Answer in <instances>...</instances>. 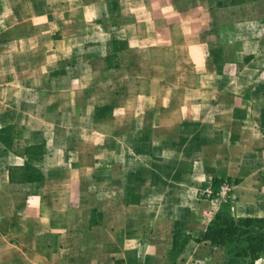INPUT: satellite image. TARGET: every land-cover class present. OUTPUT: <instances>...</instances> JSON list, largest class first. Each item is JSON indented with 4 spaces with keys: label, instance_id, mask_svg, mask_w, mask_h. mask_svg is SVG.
<instances>
[{
    "label": "crops",
    "instance_id": "crops-1",
    "mask_svg": "<svg viewBox=\"0 0 264 264\" xmlns=\"http://www.w3.org/2000/svg\"><path fill=\"white\" fill-rule=\"evenodd\" d=\"M131 3L0 0V197L18 189L16 245L80 264H240L201 239L198 194L230 178L237 215L264 216V104L243 73L233 95L226 72L197 68L198 52L192 69H137L147 23Z\"/></svg>",
    "mask_w": 264,
    "mask_h": 264
},
{
    "label": "rangeland",
    "instance_id": "rangeland-1",
    "mask_svg": "<svg viewBox=\"0 0 264 264\" xmlns=\"http://www.w3.org/2000/svg\"><path fill=\"white\" fill-rule=\"evenodd\" d=\"M131 6L137 8L136 20L147 23L135 31L132 51L137 58V69H192L196 65L193 57L198 52L203 59L207 57L210 61L205 60L197 68L226 72L219 81H225L226 90L231 87L228 92L232 94L237 92L232 87L235 85L234 74L243 73L246 77H241L239 86L244 87L248 82L247 95H251V89L255 88L254 99L264 104V0H249L240 6L222 8L218 13L214 0H132ZM1 136L10 139L11 130ZM215 178L218 177L209 176L198 194V201L204 205L202 215L207 224L221 208L238 217L235 181L222 179L230 181L232 186L226 193L217 194L220 182L215 183ZM209 186L214 190L212 196L206 194ZM17 191L15 187H9L0 197V264H71L72 258L80 264L81 254L54 252L40 258L38 254L20 251L16 245V209L20 201ZM249 204L246 205L248 212ZM261 207L264 213V205ZM256 209L260 208L256 206ZM24 225L26 229L33 226L29 222ZM187 228L185 222H180V231ZM32 241L31 237H26L23 242L29 245ZM187 241L184 238L183 244ZM176 255L170 253L169 257ZM259 259L263 263L264 254ZM236 260L240 264L256 263L250 258L236 257Z\"/></svg>",
    "mask_w": 264,
    "mask_h": 264
},
{
    "label": "trees",
    "instance_id": "trees-1",
    "mask_svg": "<svg viewBox=\"0 0 264 264\" xmlns=\"http://www.w3.org/2000/svg\"><path fill=\"white\" fill-rule=\"evenodd\" d=\"M215 12L222 8L240 6L249 0H214ZM38 175V174H37ZM35 174L34 179H36ZM33 176L30 175V179ZM40 179L39 176H37ZM10 181L18 182L15 174L10 169ZM20 181V180H19ZM222 181L215 178L214 182ZM202 240L210 241L212 245L223 246L226 252L238 258H250L254 262L264 254V216H234L222 208L215 213L205 232L201 235Z\"/></svg>",
    "mask_w": 264,
    "mask_h": 264
},
{
    "label": "built area",
    "instance_id": "built-area-1",
    "mask_svg": "<svg viewBox=\"0 0 264 264\" xmlns=\"http://www.w3.org/2000/svg\"><path fill=\"white\" fill-rule=\"evenodd\" d=\"M231 182L228 181V180H222L220 181V184L217 188V194H220V193H226L228 190L231 189ZM213 188L212 186H209L207 189H206V194L207 196H212L213 195Z\"/></svg>",
    "mask_w": 264,
    "mask_h": 264
}]
</instances>
